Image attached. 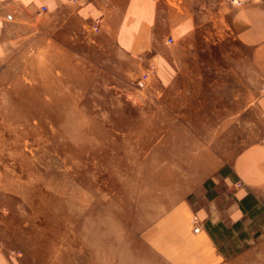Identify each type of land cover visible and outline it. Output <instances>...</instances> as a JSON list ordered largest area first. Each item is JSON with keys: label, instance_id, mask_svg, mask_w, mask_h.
Here are the masks:
<instances>
[{"label": "rangeland", "instance_id": "374dc122", "mask_svg": "<svg viewBox=\"0 0 264 264\" xmlns=\"http://www.w3.org/2000/svg\"><path fill=\"white\" fill-rule=\"evenodd\" d=\"M153 1L208 29L218 5L227 26V0ZM71 10L19 24L0 61V250L12 264H264V186L236 225L210 226L211 239L193 206L208 183L232 202L242 185L221 167L264 138V114L253 111L249 129H184L149 88L153 70L138 73L96 34L104 16Z\"/></svg>", "mask_w": 264, "mask_h": 264}, {"label": "crops", "instance_id": "0c3cea01", "mask_svg": "<svg viewBox=\"0 0 264 264\" xmlns=\"http://www.w3.org/2000/svg\"><path fill=\"white\" fill-rule=\"evenodd\" d=\"M236 1L225 2H229L226 28L220 27L215 14L218 5L213 6L212 28L208 29L201 16L187 12L175 16L172 9L153 0H130L114 8L77 7L76 0H0V61L7 55L12 37L18 35L14 32L19 24L27 27L31 19L54 18L65 6L88 23L103 15L96 34L112 39L118 52L133 60L138 73L141 67L146 72L153 70L149 88L155 93L163 91L164 99L169 98L165 111L180 114L181 127L249 129L250 114H264V4ZM42 7L46 10L41 11ZM168 39L172 42L167 43ZM215 47H220L217 54L221 58L212 59L210 52ZM230 160L221 167L228 172L221 178L242 185L232 202L222 205L228 201L226 193L217 196L216 186L208 183V189L202 185L193 204L208 222L204 231L210 239V226L229 229L250 210L248 201L258 202L264 186V138ZM0 264H12L2 250Z\"/></svg>", "mask_w": 264, "mask_h": 264}, {"label": "built area", "instance_id": "2783aa9c", "mask_svg": "<svg viewBox=\"0 0 264 264\" xmlns=\"http://www.w3.org/2000/svg\"><path fill=\"white\" fill-rule=\"evenodd\" d=\"M46 9H45V7H42L41 8V11H45ZM94 30L95 31H98V27H97V25H94ZM172 42V40L171 39H168V41H167V43H171ZM144 79V78H143ZM138 85L140 86V87H143V81H139L138 82ZM236 186H238V187H240L241 186V183L240 182H237L236 183ZM200 231V227L198 226V225H196L194 228H193V232H195V233H198Z\"/></svg>", "mask_w": 264, "mask_h": 264}, {"label": "bare ground", "instance_id": "6f19581e", "mask_svg": "<svg viewBox=\"0 0 264 264\" xmlns=\"http://www.w3.org/2000/svg\"><path fill=\"white\" fill-rule=\"evenodd\" d=\"M107 232H110V230H107ZM111 233V232H110ZM116 240H119V234L115 233ZM118 246V245H117ZM111 250V249H110ZM122 251V250H121Z\"/></svg>", "mask_w": 264, "mask_h": 264}]
</instances>
